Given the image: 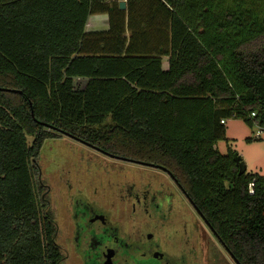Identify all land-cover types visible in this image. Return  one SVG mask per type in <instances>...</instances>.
Segmentation results:
<instances>
[{
	"label": "trees",
	"instance_id": "obj_1",
	"mask_svg": "<svg viewBox=\"0 0 264 264\" xmlns=\"http://www.w3.org/2000/svg\"><path fill=\"white\" fill-rule=\"evenodd\" d=\"M125 1L0 0V264L63 263L38 179L61 136L163 167L238 264H264V178L217 149L223 120L264 126V0Z\"/></svg>",
	"mask_w": 264,
	"mask_h": 264
},
{
	"label": "rangeland",
	"instance_id": "obj_2",
	"mask_svg": "<svg viewBox=\"0 0 264 264\" xmlns=\"http://www.w3.org/2000/svg\"><path fill=\"white\" fill-rule=\"evenodd\" d=\"M90 18L97 23L103 18L108 20L106 14H96ZM87 30L91 31V28ZM164 67L167 68V59L164 61ZM84 84L81 81L77 82V87L81 88ZM225 128V140L217 144L219 153L228 155L230 151L235 152L243 160L247 174L264 178V134L261 140H257L255 137L257 128H251L236 119L229 120ZM133 164L104 155L67 136L45 141L38 158L40 169L38 179L46 187L49 211L57 225V243L64 249L61 250L62 256L65 258L66 253L69 256L68 261L62 264H79L78 260L74 259L72 245L74 217L72 202L75 196L82 194L104 208L125 209L130 214L132 201H128L127 197L129 186L133 183L140 185L144 177L152 178L154 173L150 169ZM180 199L176 204V210L178 209L176 214L180 215L178 218L190 221L188 229L193 230L195 237H198L193 242L198 253V264H237L213 236L188 200L185 197ZM141 218L144 221V218ZM172 226L176 224L173 223ZM169 227L166 230L171 231ZM168 231L161 238L167 237ZM178 240L180 236L175 233L170 242L175 241L178 244ZM202 251L205 252L208 262L205 256L202 258Z\"/></svg>",
	"mask_w": 264,
	"mask_h": 264
},
{
	"label": "flooded vegetation",
	"instance_id": "obj_3",
	"mask_svg": "<svg viewBox=\"0 0 264 264\" xmlns=\"http://www.w3.org/2000/svg\"><path fill=\"white\" fill-rule=\"evenodd\" d=\"M133 165L154 173L152 178L142 177L140 185L133 183L129 186L127 197L128 201H132L130 214L125 209L104 208L82 194L74 197V259L79 264H198V253L193 243L198 237L188 229L189 220L178 218L176 204L179 199L185 197L188 200L218 240L215 232L169 171L163 167ZM173 223L176 226L173 227ZM168 227L171 231L166 230ZM163 230L169 235L161 238L167 234ZM175 233L180 236L178 244L170 242ZM218 242L231 256L225 245ZM172 243L176 245L172 246ZM61 250L64 249L61 247ZM66 254L63 263L69 259ZM204 256L202 251V258ZM205 259L208 262L206 256Z\"/></svg>",
	"mask_w": 264,
	"mask_h": 264
},
{
	"label": "crops",
	"instance_id": "obj_4",
	"mask_svg": "<svg viewBox=\"0 0 264 264\" xmlns=\"http://www.w3.org/2000/svg\"><path fill=\"white\" fill-rule=\"evenodd\" d=\"M108 1H112V0H108ZM113 1H116V0H113ZM89 21L90 23L88 24V27H87V28H91V31L89 32L107 31L109 29V28L106 29L107 27H109V22L106 18H103V20L100 19L99 23H97L96 20H94L93 18H90Z\"/></svg>",
	"mask_w": 264,
	"mask_h": 264
},
{
	"label": "built area",
	"instance_id": "obj_5",
	"mask_svg": "<svg viewBox=\"0 0 264 264\" xmlns=\"http://www.w3.org/2000/svg\"><path fill=\"white\" fill-rule=\"evenodd\" d=\"M125 1V0H123ZM256 116L255 113L252 114V118H254ZM227 121L223 120L222 124L226 125ZM255 128H257V133H256V138L257 139H262V135L264 134V126H259V125H255ZM250 193L253 194V184L250 185Z\"/></svg>",
	"mask_w": 264,
	"mask_h": 264
},
{
	"label": "water",
	"instance_id": "obj_6",
	"mask_svg": "<svg viewBox=\"0 0 264 264\" xmlns=\"http://www.w3.org/2000/svg\"><path fill=\"white\" fill-rule=\"evenodd\" d=\"M119 6H120V9L121 10H123V11H126V9H127V2L126 1H120L119 2ZM245 170H246V168L245 169H243L242 171H241V173H244L245 172ZM196 208V207H195ZM197 210V209H196ZM198 211V210H197ZM199 212V211H198ZM200 213V212H199ZM200 215H202L201 213H200ZM212 228V227H211ZM213 230V229H212ZM232 256V255H231ZM233 258V257H232ZM234 259V258H233ZM235 260V259H234ZM236 262V261H235ZM238 264V263H237Z\"/></svg>",
	"mask_w": 264,
	"mask_h": 264
}]
</instances>
